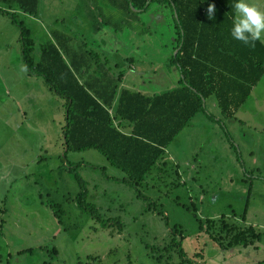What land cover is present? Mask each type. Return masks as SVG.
Returning <instances> with one entry per match:
<instances>
[{"label":"rangeland","instance_id":"1","mask_svg":"<svg viewBox=\"0 0 264 264\" xmlns=\"http://www.w3.org/2000/svg\"><path fill=\"white\" fill-rule=\"evenodd\" d=\"M248 2L264 11V0ZM0 8L29 29L33 60L54 29L76 51L131 48L135 58L148 43L157 56L171 30L153 13L141 14L145 28L113 30L106 0H38L34 14ZM18 35L0 11V264H264V73L232 118L207 97L133 187L93 148L62 155L64 98L22 71ZM136 64L131 72L140 73ZM66 162L79 163L85 199L102 218L118 217L120 229L76 205ZM232 223L259 237L234 242ZM173 227L182 255L167 246Z\"/></svg>","mask_w":264,"mask_h":264},{"label":"trees","instance_id":"2","mask_svg":"<svg viewBox=\"0 0 264 264\" xmlns=\"http://www.w3.org/2000/svg\"><path fill=\"white\" fill-rule=\"evenodd\" d=\"M12 3L23 13L34 14L38 0H0ZM118 14L114 30H133L144 26L138 15L151 4L158 17L171 28L172 36L163 64L176 67L179 77L174 86L143 94L129 88H118L113 83L109 97H116L112 111L103 105L106 99L97 90L76 76L78 67L67 59L66 42L69 36L53 30L52 40L40 46L37 60L30 53L33 42L29 29L15 18V12L7 14L18 27L20 54L29 74L42 77L47 87L64 98V123L61 127L63 152L93 148L106 161L118 168L123 175L120 182L135 187L160 158L164 148L200 109L203 100L212 95L224 119L232 118L238 107L250 95L252 87L264 73V43L257 41L255 47L233 39L234 4L237 0H106ZM214 4L216 12L209 19L206 10ZM132 8L138 9L133 10ZM120 21V23H119ZM158 21V20H157ZM160 21H158L159 23ZM136 23V24H135ZM125 26H124V25ZM169 39V40H170ZM168 44V42H167ZM162 41L161 46L167 47ZM176 51L173 54V50ZM92 54L91 51H85ZM158 58V55L155 56ZM101 102H100V101ZM116 119V121H115ZM66 170L78 185L74 198L76 205L102 226L121 223L118 217L102 218L95 206L85 199V181L76 171L79 163H65ZM59 209L53 214L58 217ZM243 220V213L240 214ZM58 220V218H57ZM171 229L168 245L175 247L180 255L179 240ZM232 231L236 242L246 236L258 238L259 233L248 224L238 227L226 226Z\"/></svg>","mask_w":264,"mask_h":264},{"label":"crops","instance_id":"3","mask_svg":"<svg viewBox=\"0 0 264 264\" xmlns=\"http://www.w3.org/2000/svg\"><path fill=\"white\" fill-rule=\"evenodd\" d=\"M115 13V11L112 13L114 16L109 13V15L105 17L106 21L117 22L118 15H115ZM151 13L154 14V19L157 20L159 18L156 9L140 13L138 17L142 20L143 18L141 17V14L151 15ZM54 30L60 31L57 29ZM171 36L172 32L170 30L168 35L169 39ZM169 41H171V39ZM169 41L168 44L166 43L167 47L160 48L161 51L158 53V58L154 57L155 52L148 53L149 48H156L155 46L151 47V43H148L147 45L144 44L140 50L143 51V48L145 50L140 52L139 56L135 58L133 52L130 51L131 48H128L127 50L124 48L116 49L114 47L103 46L102 49L98 48L92 50L83 48L82 51H76L75 48L69 46L67 42L66 49L68 52L66 57L73 62L76 67L81 64V66L78 67L76 76L79 80L88 85L91 91H99L101 97L106 99V103L101 99L103 105H108L109 103L108 111H112V108L116 103L115 96L109 97L113 83L117 84V89L121 87L129 88L143 94H151L153 92L167 89L176 84L179 77L176 67L171 64L166 67V65L163 64L164 58H166L168 51H170ZM85 51H91L92 54L89 55ZM134 60L136 62H134ZM135 63H137L136 65L138 66V71L140 73L131 72L133 68L135 69ZM164 70H167L169 74L167 75ZM171 74H174L173 79L171 78Z\"/></svg>","mask_w":264,"mask_h":264},{"label":"clouds","instance_id":"4","mask_svg":"<svg viewBox=\"0 0 264 264\" xmlns=\"http://www.w3.org/2000/svg\"><path fill=\"white\" fill-rule=\"evenodd\" d=\"M233 7L237 13L231 30L233 39L250 47H255L257 41L264 43V11L248 0H237ZM215 12V5L209 4L208 18L213 19ZM22 71H27V67L22 66Z\"/></svg>","mask_w":264,"mask_h":264},{"label":"water","instance_id":"5","mask_svg":"<svg viewBox=\"0 0 264 264\" xmlns=\"http://www.w3.org/2000/svg\"><path fill=\"white\" fill-rule=\"evenodd\" d=\"M133 10H138V9H135V8H132ZM176 51V49L173 50V54L174 52ZM202 101H203V98H202Z\"/></svg>","mask_w":264,"mask_h":264}]
</instances>
